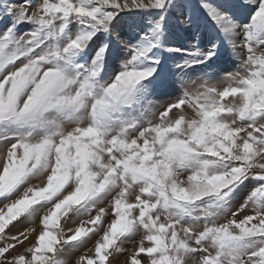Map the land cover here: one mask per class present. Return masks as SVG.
Returning <instances> with one entry per match:
<instances>
[{
  "label": "snow or ice",
  "instance_id": "obj_1",
  "mask_svg": "<svg viewBox=\"0 0 264 264\" xmlns=\"http://www.w3.org/2000/svg\"><path fill=\"white\" fill-rule=\"evenodd\" d=\"M0 264H264V0H0Z\"/></svg>",
  "mask_w": 264,
  "mask_h": 264
},
{
  "label": "rangeland",
  "instance_id": "obj_2",
  "mask_svg": "<svg viewBox=\"0 0 264 264\" xmlns=\"http://www.w3.org/2000/svg\"><path fill=\"white\" fill-rule=\"evenodd\" d=\"M120 259H122V257Z\"/></svg>",
  "mask_w": 264,
  "mask_h": 264
}]
</instances>
